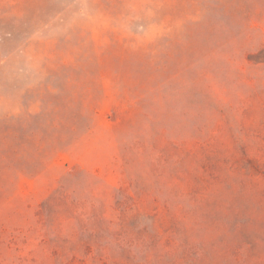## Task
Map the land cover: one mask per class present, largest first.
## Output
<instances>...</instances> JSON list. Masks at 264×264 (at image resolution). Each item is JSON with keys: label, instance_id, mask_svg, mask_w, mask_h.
Instances as JSON below:
<instances>
[{"label": "rangeland", "instance_id": "1", "mask_svg": "<svg viewBox=\"0 0 264 264\" xmlns=\"http://www.w3.org/2000/svg\"><path fill=\"white\" fill-rule=\"evenodd\" d=\"M244 152L264 0H0V264H264Z\"/></svg>", "mask_w": 264, "mask_h": 264}, {"label": "trees", "instance_id": "2", "mask_svg": "<svg viewBox=\"0 0 264 264\" xmlns=\"http://www.w3.org/2000/svg\"><path fill=\"white\" fill-rule=\"evenodd\" d=\"M244 156L246 158L247 164L250 165V171L247 168V171L252 173L253 171L263 172L264 173V162L260 163V161L252 156H249L248 154L244 152ZM248 167V165H247Z\"/></svg>", "mask_w": 264, "mask_h": 264}]
</instances>
